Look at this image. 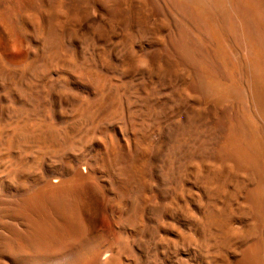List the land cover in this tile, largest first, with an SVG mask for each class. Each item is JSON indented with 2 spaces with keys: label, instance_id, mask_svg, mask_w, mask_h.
<instances>
[{
  "label": "bare ground",
  "instance_id": "bare-ground-1",
  "mask_svg": "<svg viewBox=\"0 0 264 264\" xmlns=\"http://www.w3.org/2000/svg\"><path fill=\"white\" fill-rule=\"evenodd\" d=\"M12 34L26 61L1 53L0 118L9 122L0 126V157L10 161L0 165V264H119L80 240L101 195L136 198L145 176L196 191L164 205L148 198L133 213L144 205L164 223L193 224L197 238L183 245L201 264H222L243 240L247 233L228 229L237 213L256 233L243 264H264L263 143L244 115L228 121L216 105L247 97L264 124V0H14L0 10V35ZM131 49L147 50L143 65ZM111 63L121 79L143 82L94 74ZM45 72L56 77L47 89ZM150 80L166 94L146 92ZM110 122L130 146L92 149ZM160 240L165 258L170 247Z\"/></svg>",
  "mask_w": 264,
  "mask_h": 264
},
{
  "label": "rangeland",
  "instance_id": "rangeland-1",
  "mask_svg": "<svg viewBox=\"0 0 264 264\" xmlns=\"http://www.w3.org/2000/svg\"><path fill=\"white\" fill-rule=\"evenodd\" d=\"M13 1L14 0H0V10L7 7ZM91 12L94 15L98 14V11L94 9H92ZM25 49L26 45L18 34H12L8 37L7 41L2 35H0L1 62L3 61L1 53H5L8 60L11 62H25ZM75 52L76 50L74 49L68 52V54L71 55ZM146 53V49L130 50V55L134 58V60H136L137 65H143V63L146 62ZM93 72L99 77L121 80L128 86L135 87L137 84L139 85L143 82V78L138 75H131L130 77L128 76L121 79L120 75L116 74V65L113 63H111L109 69H105L103 71L94 69ZM42 77L43 78L41 79L40 84L43 89L54 86L53 81H55L56 77H54L52 73L45 72ZM243 82H246V80L243 79ZM159 83V81L150 80L145 83L144 89L146 92H154L157 97H160L161 95L163 96L166 94V91L160 89ZM74 94L78 100L83 99L86 96L84 92L80 91H75ZM159 94L161 95L159 96ZM216 105H219L218 108L223 111L224 117L228 121L232 120L234 113L244 115L248 120L249 125L256 131L258 139L262 140L263 144L260 142V146L264 148V124L247 109L249 107L247 97L224 98L221 99V101L219 100V103L217 101ZM203 107L204 106H200V108ZM45 109L46 108L40 109L39 114L43 113ZM4 122L8 123L9 120L5 117H1L0 126ZM121 129L122 125L120 123L113 124L110 122V124L100 131L101 133L99 135L95 136L96 142L92 149H100L108 143H112L114 145L126 144V146L129 147L131 138L128 134L122 133ZM118 131H120L121 134ZM78 154L79 153H76V155ZM81 156L89 158L90 153L85 151ZM9 161L10 157L8 155L0 157V165H6ZM79 167L81 170H86V164L84 163L80 164ZM3 176L4 171L0 168V182L3 179ZM93 178H95V175H93ZM182 191H184L187 195L190 194V196L197 194L195 190L190 189L183 183L171 188L169 186L164 187L160 186L157 180H152L150 177L145 176L141 180V184L137 189L135 194L136 198L132 197L129 201H123L117 199V197L113 194H103L96 200L95 211L91 219L92 225L88 228L87 233L81 238L80 242H82V244H89L94 247L102 248L105 250L104 252H113L119 264H133L132 259L135 258L140 260L141 264L143 262L144 264H201V261L196 258V254L192 250L186 249L183 245L184 243H190L195 237L197 238L198 232L193 224L175 222L169 224L164 223V219H161L157 211L144 205L141 207L143 210L141 209L140 214L136 215L133 213L134 204L135 207L139 204L141 205L142 202H145L148 198H151L154 202L159 201L162 205L168 204L175 194ZM235 205H244V194L241 195L238 201H236ZM190 210L193 215L198 216L195 208L190 207ZM236 216V221L234 220L231 225L228 226V229H230L229 231L235 234H242L243 232L247 234L244 236L243 240L234 244L231 255H227L225 257L226 260L224 259L225 261L222 264H243L245 249L255 240L254 237L256 236V233H249L252 225V219L247 216L244 217L238 213ZM183 234L184 236H182ZM161 238L162 241H164V243L166 242V244L170 247V254H168L165 258L161 257V253H163V251L159 249V255L158 250H156V245L161 241ZM178 245H181V249L178 248ZM175 251L176 253H174Z\"/></svg>",
  "mask_w": 264,
  "mask_h": 264
}]
</instances>
